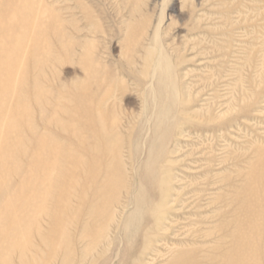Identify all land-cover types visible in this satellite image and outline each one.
<instances>
[{"label": "rangeland", "instance_id": "374dc122", "mask_svg": "<svg viewBox=\"0 0 264 264\" xmlns=\"http://www.w3.org/2000/svg\"><path fill=\"white\" fill-rule=\"evenodd\" d=\"M12 3L10 35L0 36V91L10 93L0 108L8 120H30L71 158H58L59 174L43 188L50 194L34 198L39 208L11 205L19 180L2 172L5 162L15 166L2 148L27 132L1 121L0 188L13 189L10 197L0 192V214L9 215L2 242L12 240L16 222L27 234L24 264H264V217L257 214L264 210V0ZM35 80L48 99L44 116L90 122L84 106L103 115L109 144L102 165L117 174L108 182L98 175L97 193L68 184L77 140L40 120L44 112L30 97ZM22 142L26 162L33 145ZM241 249L250 255L237 257Z\"/></svg>", "mask_w": 264, "mask_h": 264}, {"label": "bare ground", "instance_id": "6f19581e", "mask_svg": "<svg viewBox=\"0 0 264 264\" xmlns=\"http://www.w3.org/2000/svg\"><path fill=\"white\" fill-rule=\"evenodd\" d=\"M13 7V3H12V0H0V36H6V35H8L9 34V25H10V22H11V20H12V16L14 15V13H13V11H14V7ZM8 11H10L11 13H8ZM32 14V13H31ZM20 16V15H19ZM14 19H16V18H14ZM18 21V20H17ZM21 22H23V21H21ZM19 23V22H18ZM9 24V25H8ZM16 25V24H15ZM23 27V26H22ZM12 28V27H11ZM11 30V29H10ZM24 31V30H23ZM22 31V32H23ZM12 33V32H11ZM19 34V33H18ZM21 35H18V42H19V36H24V34L22 35V33H20ZM10 35V34H9ZM10 37V36H9ZM25 37H26V35H25ZM15 38V37H14ZM21 41H24L23 39H20ZM1 41V40H0ZM15 42H16V40H15ZM3 43V42H2ZM2 43L0 42V49L1 48H3L4 49V47L3 46H1L2 45ZM20 44H21V42H20ZM3 45H5L4 43H3ZM11 45V44H10ZM6 46V45H5ZM19 45H16L15 47H18ZM7 47H9L8 45H7ZM21 47H23L22 46V44H21ZM12 47H10V49H11ZM7 49V48H6ZM16 49H18V48H16ZM9 50V49H8ZM2 51H5V50H2ZM11 50H9V52H10ZM6 52V51H5ZM12 52V51H11ZM10 52V54H8V56L9 55H11L12 53ZM15 53H16V51H15ZM7 55V54H6ZM2 56V55H1ZM4 57H5V55H4ZM6 59H8L7 57H5ZM2 62L3 61H1V59H0V65L2 64ZM10 62V61H9ZM7 62H5V64H6ZM6 65H8V64H6ZM13 65V64H12ZM39 65V67L37 68V70L39 69V71H40V74L41 73H43V70H42V68H43V65L44 64H38ZM9 66H11V65H8V67ZM1 67V66H0ZM13 67H14V65H13ZM10 68H12V67H10ZM8 71V70H7ZM38 72V71H37ZM13 73V72H12ZM11 72L9 73V74H12ZM8 74V73H7ZM17 74V73H16ZM40 74H39V76H40ZM9 77V76H8ZM37 77V76H36ZM42 77H43V75H42ZM11 78V77H10ZM39 79V78H38ZM41 79V78H40ZM41 80H35L34 81V84H33V88H34V91H33V93H32V95L30 96L31 97V99H32V101L34 100V102L36 103V105L38 106V108H36V109H38L39 111H40V113L42 114L43 112V114H42V116H41V121L42 122H45V124L46 123H48L49 125L51 124V122H54V123H57L60 127H61V130L60 131H62V132H68L67 130H71V131H74V136L76 137V140H77V145H76V149H75V155H76V157H75V162L74 163H72L70 166H72V168H73V171H72V173H70L71 174V179H69L68 180V184H71V183H74V184H76V186H78V188L77 189H79V194L81 193V192H85L86 190H88V188H92L93 186H94V189H95V191H93L92 192V195L93 194H95V193H97L96 191H97V189L100 187V184L97 182V184H96V180H97V178H98V175H99V178L101 179L102 178V180L101 181H105V180H107V182L109 181V179H110V177L113 179L114 178V176H116V174H117V171H113V169H112V171L111 170H106V166H105V168L103 167V165H102V161H105V157H106V155H108L107 154V149L106 148H102V146H103V144H109L107 141H109V139L108 140H106V136H108L107 135V132H106V130H105V127H104V124H103V119L101 118V116H103V115H101V116H97V117H95V115H94V113H93V110H91L90 108H92V107H90L89 109H88V107H86L87 109H88V111H87V109H83V108H81L82 110H83V113H85L86 115L87 114H90V118L92 117V120L89 118V120H91L90 122H87V120H88V118H86V122L85 121H82V120H84V119H79L78 117H76V118H73V117H70V119H69V121L71 122V123H63L62 121H60V119L58 118V117H52V118H48V117H46V116H44L45 115V113H47V109H46V107H47V101H48V99L47 98H43L42 97V94L44 93L45 94V90H44V88H43V86H41V82H40ZM9 83V82H8ZM22 83V82H21ZM2 84V83H1ZM0 84V85H1ZM10 87V86H9ZM10 90H12V89H10ZM13 91V90H12ZM21 92V91H20ZM10 92H8V90L7 89H5L4 88V86H3V88L1 89V91H0V98L2 97V96H5V95H8ZM12 96V95H11ZM45 97H46V95H45ZM11 98V97H10ZM18 98V97H17ZM21 99V98H20ZM33 102V103H34ZM20 104V103H19ZM3 106V105H2ZM27 106V105H26ZM33 106H34V104H33ZM36 106V107H37ZM4 107V106H3ZM3 107H1L0 108V131L3 129V125H2V123H1V121L3 120H5L6 122H7V127L5 126L4 128H6V130H8V131H12L13 129H17V130H19V131H22L23 133H24V131L25 132H27V136L26 137H24V139L23 140H21V138H20V136L19 137H16V141H15V143H14V145L12 146V147H9L10 146V144H9V146L7 145V149H5L4 147L2 148V150L4 151V154H2V155H4L3 156V158H13L14 160V162H15V166L14 167H9V164H7V162H5V163H2V166L5 164V165H7V167L8 168H6V169H2V172H4L6 175L5 176H10V179H12L11 178V176H16L15 178H17L16 180L18 181L19 180V184H18V189H17V193H16V196L14 197V195H15V193H14V195L12 196V197H14V198H10L12 201L10 202L9 201V203L11 204V203H14V204H16V206L17 207H23V208H35V207H38V206H36L35 204H34V198H36L38 195V197H40V194H47V193H49V192H46L45 190H43V188L45 187V186H47V185H49V180L50 179H52V180H54L53 178H56L57 177V175L59 174V171L57 172V170H60V168L58 167L59 166V163H57V161L59 160L58 158H65V159H67V158H71V152L69 151V150H63V148H60V147H58V148H55V147H50L51 145H49V139L47 138V137H44V135H42V134H40L41 136H39L38 134H37V131L32 127V124H31V121L30 120H28V121H26L25 123H23V122H17L16 120H14V119H11V118H9V120L7 119V117L5 116V110H4V108ZM18 107V106H17ZM61 107H59V109H60ZM18 109H20V110H22L21 109V107H19ZM46 110V111H45ZM62 109H60L59 111H61ZM81 110V111H82ZM95 110V109H94ZM57 111L58 110H55L54 112L55 113H53V115H57L58 113H57ZM78 111H80V110H78ZM81 111L79 112V113H81ZM20 112V114L21 113H23V112H21V111H19ZM25 113V112H24ZM23 113V114H24ZM18 114V113H17ZM44 116V117H43ZM82 116V115H81ZM85 116V115H84ZM20 117H22V116H20ZM24 117H26L27 118V116H24ZM61 117V116H60ZM87 117H88V115H87ZM104 118V117H103ZM18 119V118H17ZM23 119V118H22ZM21 118H20V120H22ZM27 120V119H26ZM25 121V120H24ZM105 122V121H104ZM106 123V122H105ZM47 124V125H48ZM21 129H23V130H21ZM20 133V132H19ZM18 136V135H17ZM71 136H73V134H71V133H69V139H71ZM29 139H28V138ZM3 138V137H2ZM23 138V137H22ZM26 138V139H25ZM108 138V137H107ZM5 140V139H4ZM27 141V143L28 144H32L33 145V148L31 149V151H29V156H30V158H29V160L27 159L26 160V162H22V158L24 157V155H25V153H24V148H23V146H24V143L22 142V141ZM48 140V141H47ZM8 141V140H7ZM13 144V143H12ZM27 144V145H28ZM9 147V148H8ZM31 147V146H30ZM117 147V146H116ZM109 149H110V147H109ZM111 150V149H110ZM110 150H108V151H110ZM3 151H1V152H3ZM28 151V150H27ZM113 151V150H112ZM52 155H55L56 157H52ZM28 156V155H27ZM25 158V157H24ZM27 158V157H26ZM55 158V159H54ZM104 159V160H103ZM11 160V159H10ZM11 162V161H10ZM25 164V165H27V169H26V171L25 170H23L22 169V164ZM264 164V163H263ZM262 164V165H263ZM4 165V166H5ZM61 165V164H60ZM262 165L260 166V167H262ZM11 166V165H10ZM13 166V165H12ZM264 167V166H263ZM26 168V167H25ZM62 168V167H61ZM115 168V167H114ZM64 169H67V167L65 168L64 167ZM259 170V169H258ZM262 170V169H261ZM264 170V169H263ZM262 170V171H263ZM63 171V170H62ZM260 171V170H259ZM262 171H260L259 173H263L264 174V172H262ZM71 172V171H70ZM119 173V172H118ZM121 173V172H120ZM255 173V172H254ZM254 173H252L253 175H254ZM257 173V175L259 174L258 172H256ZM65 174H68V170H67V173H65ZM1 175V174H0ZM121 175V174H120ZM253 175H252V177H253ZM257 175H254V178H255V176L258 178V176ZM65 176V175H64ZM262 176V175H261ZM2 177V176H1ZM68 177V176H67ZM118 178V177H117ZM253 178V179H254ZM256 178V180H259L260 181V179H257ZM8 179V178H7ZM262 179H264V176L263 177H261V180ZM74 180V182H72ZM255 180V179H254ZM8 181H10L9 179H8ZM7 182V181H6ZM13 182V181H12ZM8 183H10V182H8ZM15 183V182H14ZM51 183V182H50ZM110 183V182H109ZM263 183H264V181H263ZM114 184V183H113ZM4 185V184H3ZM12 185V184H11ZM30 185H32V186H30ZM63 185H64V182H63ZM0 186H1V184H0ZM8 186H10V185H8ZM40 186L42 187V188H40ZM60 186V185H59ZM66 186H67V184H66ZM114 186V185H113ZM12 188H14V187H12ZM46 188V187H45ZM70 188V187H69ZM40 189H42V191H40ZM61 190H62V187L60 188ZM71 189V188H70ZM114 189V188H113ZM13 190V189H12ZM12 190L10 189V191L12 192ZM15 190V189H14ZM64 190V189H63ZM67 190V189H66ZM66 190H64V191H66ZM112 190V189H111ZM7 191H9V188L8 187H2V188H0V192H1V194H4L5 192L7 193V195H8V193H10L11 195H12V193L11 192H7ZM255 191V190H254ZM25 192V196H26V194H29V198L27 199V197H22V193H24ZM67 192V191H66ZM65 192V193H66ZM262 192V191H261ZM255 193V192H254ZM50 194V193H49ZM54 194V193H53ZM252 194V193H251ZM258 194H259V192H258ZM108 195H109V193H108ZM114 195V194H113ZM255 195V194H254ZM253 195V196H254ZM0 196H2V200H4V197H3V195H0ZM4 196H6V195H4ZM256 196V195H255ZM8 197H10L9 195H8ZM44 197V196H43ZM45 197H47V196H45ZM44 197V198H45ZM261 197H264V194L261 196ZM73 198H74V196H73ZM112 198V197H111ZM6 199V198H5ZM9 199V200H10ZM263 199V198H262ZM110 201H111V199H109ZM264 200V199H263ZM262 200V201H263ZM7 201V200H6ZM37 201V200H36ZM50 201V200H49ZM48 201V202H49ZM113 201V200H112ZM250 201V200H249ZM255 201H256V199H255ZM54 202V201H53ZM109 202V201H108ZM45 203H47V202H45ZM246 203V202H245ZM255 202H253V204H254ZM10 204H7L6 206H10ZM38 204V203H37ZM49 204V203H48ZM248 204V203H247ZM250 204V203H249ZM252 204V205H253ZM2 205V204H1ZM5 205V204H4ZM12 205V204H11ZM39 205V204H38ZM251 205V204H250ZM261 205V204H260ZM247 207H248V205H246ZM258 206H259V204H258ZM257 206V207H258ZM1 207V206H0ZM4 207V206H3ZM39 208V207H38ZM246 208V207H245ZM251 208H253V207H251L250 206V209ZM262 208H263V205H262ZM4 209V208H3ZM16 209V208H15ZM48 209V208H47ZM8 210H10V211H13L14 210V206L13 207H10V208H8ZM31 210V209H30ZM65 210V209H64ZM247 210H249V209H247ZM255 210V209H254ZM256 210H257V208H256ZM255 210V211H256ZM1 211V210H0ZM10 211H7V212H9V213H12V212H10ZM22 211V210H21ZM34 211H35V209H34ZM39 211V210H38ZM251 211H252V209H251ZM254 211V212H255ZM261 211V213H257L258 215H261V217H260V219H263V217H264V210H260ZM15 212H17V211H15ZM64 212V211H63ZM109 212V211H108ZM254 212H252L253 214H255ZM257 212H259V211H257ZM5 214H7L6 212H4ZM4 213H1L0 214V224L1 223H5V222H1V220L3 221L4 219H6L7 220V218L8 217H4L3 216V214ZM94 213V212H93ZM17 214H18V212H17ZM32 214V213H31ZM64 214V213H63ZM106 214V213H105ZM246 214H247V211H246ZM253 214H251V215H253ZM8 215V214H7ZM6 215V216H7ZM35 215V214H34ZM48 215H50V214H48ZM257 215V216H258ZM9 216V215H8ZM16 216H18V215H16ZM25 216V215H24ZM32 216V215H31ZM96 216V215H95ZM94 216V217H95ZM104 216H106V215H104ZM112 216V215H111ZM110 216V217H111ZM263 216V217H262ZM18 217H20V216H18ZM21 217H22V215H21ZM109 217V218H110ZM252 217V216H251ZM255 217V216H254ZM48 218V217H47ZM63 218V217H62ZM256 218V217H255ZM255 218H252V219H254L255 220ZM56 219V218H55ZM106 219H107V217H106ZM248 219H249V216H248ZM257 219V218H256ZM259 219V218H258ZM260 219H259V221H260ZM21 220V219H20ZM24 220V219H23ZM33 220V219H32ZM39 220V219H38ZM57 220V219H56ZM103 220V219H102ZM101 220V221H102ZM250 220H251V218H250ZM15 221V220H14ZM18 221H19V219H18ZM35 221V220H34ZM257 221V220H256ZM20 222V221H19ZM37 222V221H36ZM46 222V221H45ZM110 222V221H109ZM244 221H242L240 224H242ZM261 222H262V220H261ZM18 223V222H17ZM54 223V222H53ZM64 223V222H63ZM67 223H69V222H67ZM67 223H64L62 226H63V228H62V231H63V229H65V232H67V228L69 227V225H67ZM114 223V222H113ZM245 223V222H244ZM252 223H255V221L253 222H251V224ZM258 223V222H257ZM6 224V223H5ZM73 224V223H72ZM251 224H250V226H251ZM7 225V224H6ZM5 225V226H6ZM29 225H31V224H29ZM40 225V224H39ZM243 225V224H242ZM241 225V226H242ZM263 225V227H264V224H262ZM1 226H3V225H1ZM0 226V227H1ZM25 227L27 226V225H24ZM41 226V225H40ZM87 226V225H86ZM255 226H256V224H255ZM39 227V226H38ZM247 227V226H246ZM253 227V226H252ZM252 227H250V228H252ZM8 228H10V227H8ZM12 229H8V230H11V231H13V233H9V236L11 235V237L13 236L12 234H14V232H15V234H14V236H13V238H12V240L11 241H9L8 243H4V242H2V239L0 240V264H24L23 262H24V260L25 261H27V260H29V259H27L26 260V256H27V254H26V251H27V247H25V246H27L25 243H26V240H27V234L25 233V231H23V232H21V226H19V224H16V222L14 223L13 222V227H11ZM16 228L19 230L18 232H17V230H16ZM35 228V227H34ZM52 228V227H51ZM238 228H240L239 226H238ZM254 228H257V227H253V229ZM260 228V227H259ZM23 229V228H22ZM25 229V228H24ZM31 229V228H30ZM57 230H58V228H56ZM1 230V229H0ZM2 230H3V228H2ZM2 230L0 231V232H2ZM54 230V229H53ZM99 230V229H98ZM258 230V229H257ZM262 230V229H261ZM248 231V230H247ZM252 231H254V230H252ZM251 231V232H252ZM255 231H256V229H255ZM3 232L5 233L6 231L5 230H3ZM10 232V231H9ZM31 232V231H30ZM58 232V231H57ZM239 232V231H238ZM32 233H33V231H32ZM62 233V232H61ZM260 233V232H259ZM258 233V234H259ZM2 234V233H1ZM7 235H8V233H6ZM6 234H4V235H6ZM35 234V233H34ZM38 234V233H37ZM53 234V233H52ZM63 234V233H62ZM240 234H241V232H240ZM255 234H256V232H255ZM239 235V234H238ZM1 237H2V235H0ZM30 236V235H29ZM237 235H235V237H236ZM240 236V238H241V235H239ZM257 236V235H256ZM256 236H255V238H256ZM261 236V235H260ZM4 238V237H3ZM8 238V237H7ZM5 240H7L6 239V236H5V238H4ZM251 239V238H250ZM260 240V239H259ZM236 241H237V238H236ZM238 241H239V239H238ZM241 241H242V239H241ZM241 241L240 242H238L239 244L241 243ZM28 242V241H27ZM45 242H46V240H45ZM254 242V241H253ZM36 243V242H35ZM107 243V242H106ZM59 244V243H58ZM31 245V244H30ZM36 245H38V244H36ZM240 245H242V244H240ZM256 245V244H255ZM46 246V245H45ZM251 246H253V244L251 243ZM40 247V246H39ZM58 247V246H57ZM236 247H238V246H236ZM235 247V248H236ZM241 247V246H240ZM239 247V248H240ZM255 247H257V246H255ZM242 248V247H241ZM253 248V247H252ZM41 249V248H40ZM237 249V248H236ZM256 250H253L254 252H256L257 250H258V248H255ZM47 250V249H46ZM58 250V249H57ZM238 250V249H237ZM236 250V251H237ZM59 251H61V250H59ZM64 251V250H63ZM239 251H241L242 252V249L241 250H239ZM249 250H244L241 254H239L240 252H238L237 251V253H238V255H237V257H240V255H241V257H243V258H246L247 257V255H250L249 254V252H248ZM108 252V251H107ZM234 253H235V251H234ZM67 254V253H66ZM254 254V253H253ZM9 255H16L17 256V259H16V261L14 262V261H11L12 259H9ZM233 255H235V254H233ZM232 255V256H233ZM11 257V256H10ZM48 257V256H47ZM74 257V256H73ZM229 257V256H228ZM251 257V256H250ZM233 258V257H232ZM232 258L231 259H229V260H231L232 261ZM78 259V258H77ZM81 260V259H80ZM227 260V259H226ZM248 260V259H247ZM79 261V260H78ZM78 261H77V264H81V262L79 261V263H78ZM234 261V260H233ZM233 261H232V264H233ZM239 261V260H238ZM249 261V260H248ZM29 262V261H28ZM47 262V261H46ZM53 263V262H52ZM63 263V262H62ZM230 262L228 261L227 262V264H229ZM235 263H237V262H234V264ZM253 263H255V262H253ZM66 264H70L69 262L68 263H66ZM231 264V263H230ZM238 264V263H237ZM257 264V263H256Z\"/></svg>", "mask_w": 264, "mask_h": 264}]
</instances>
